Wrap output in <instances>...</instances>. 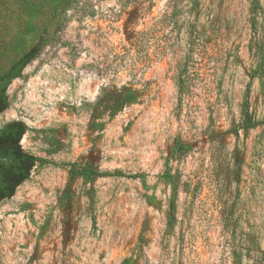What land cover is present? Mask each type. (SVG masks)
I'll use <instances>...</instances> for the list:
<instances>
[{"label":"rangeland","instance_id":"1","mask_svg":"<svg viewBox=\"0 0 264 264\" xmlns=\"http://www.w3.org/2000/svg\"><path fill=\"white\" fill-rule=\"evenodd\" d=\"M37 44L0 128L55 164L0 203V264H264V0H0V74Z\"/></svg>","mask_w":264,"mask_h":264},{"label":"trees","instance_id":"2","mask_svg":"<svg viewBox=\"0 0 264 264\" xmlns=\"http://www.w3.org/2000/svg\"><path fill=\"white\" fill-rule=\"evenodd\" d=\"M42 47L37 44L32 46L23 56L15 61L6 72L0 74V115L9 107L8 87L17 78L22 76L23 70L34 61L40 54ZM253 78V77H252ZM136 92V91H135ZM123 90H114L111 93L110 102L114 104L118 111L125 104L130 103L136 98V93ZM249 88L247 89V98L243 107L242 128L245 131L257 127L260 123L256 121L249 111L248 103ZM28 131L24 122L15 120L6 123L0 128V203L11 199L18 187L26 182L37 164H55L48 159L36 157L26 152L22 147V139ZM122 176L121 173H104L91 165L78 167L76 164L70 165L71 179L82 177L86 180H97L109 176ZM132 179L140 178L139 175L130 176ZM167 183L173 186V192L176 193L177 183L175 177L166 172L164 176ZM125 260L122 264H128Z\"/></svg>","mask_w":264,"mask_h":264}]
</instances>
